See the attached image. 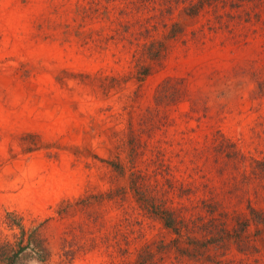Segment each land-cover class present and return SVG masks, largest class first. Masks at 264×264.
<instances>
[{
	"label": "rangeland",
	"instance_id": "374dc122",
	"mask_svg": "<svg viewBox=\"0 0 264 264\" xmlns=\"http://www.w3.org/2000/svg\"><path fill=\"white\" fill-rule=\"evenodd\" d=\"M249 210L264 0H0V242L30 241L14 264H264Z\"/></svg>",
	"mask_w": 264,
	"mask_h": 264
},
{
	"label": "trees",
	"instance_id": "16d2710c",
	"mask_svg": "<svg viewBox=\"0 0 264 264\" xmlns=\"http://www.w3.org/2000/svg\"><path fill=\"white\" fill-rule=\"evenodd\" d=\"M250 211V215L251 216V223L254 225V232L253 235H260V223L263 225L264 224V214H260L259 211L257 210H249ZM10 212H6V216H9ZM164 219V221H166V226L168 228H170L172 231H175L176 229V225H172V223H170V219L169 216L166 215L165 217H162ZM5 219V216H4ZM245 221H248V219L244 218V222H237L238 225H240V231L243 233L245 226L247 225V223ZM8 224L10 226H14L15 228H17L20 231V234L23 233V228L21 226V223L18 221H9L8 219ZM23 237L21 236L17 242V248L14 250L13 246H11L9 249V251L6 250V248H4L6 245H10V243H8L7 241L5 242H0V264H14L16 258L18 257V255L25 250L27 247H29V238L27 239V241L23 244ZM39 256V255H38ZM138 259L139 260V253L136 254L135 260ZM41 260V259H39ZM140 262V261H139Z\"/></svg>",
	"mask_w": 264,
	"mask_h": 264
}]
</instances>
